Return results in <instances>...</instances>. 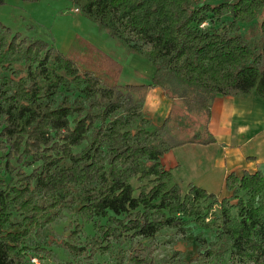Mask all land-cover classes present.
<instances>
[{
  "label": "trees",
  "instance_id": "trees-1",
  "mask_svg": "<svg viewBox=\"0 0 264 264\" xmlns=\"http://www.w3.org/2000/svg\"><path fill=\"white\" fill-rule=\"evenodd\" d=\"M67 1L154 74L121 85V65L88 41L76 38L63 54L0 23V165L9 177L0 180V264H27L29 238L61 205L97 231L81 242L77 230L62 245L78 264H97L118 238L194 227L213 233L196 237L204 260L264 264L261 172L229 174L230 203L194 185L183 193L162 164L174 149L216 144V97L264 102V0ZM153 89L174 105L158 126L144 114ZM153 254L139 244L128 260L155 264ZM171 256L164 264H177Z\"/></svg>",
  "mask_w": 264,
  "mask_h": 264
},
{
  "label": "rangeland",
  "instance_id": "rangeland-1",
  "mask_svg": "<svg viewBox=\"0 0 264 264\" xmlns=\"http://www.w3.org/2000/svg\"><path fill=\"white\" fill-rule=\"evenodd\" d=\"M203 1L208 4L214 3L213 0ZM74 10L72 4L67 0H41L35 3L6 0L0 7V23L22 37L43 40L63 54L76 44V38H82L121 65L122 71L119 77L121 85L150 83L154 69L144 57L129 53L106 31L100 29L97 24L86 19L80 13H74ZM245 29L246 26H242L241 31L244 32ZM172 105L173 103L167 100L160 90L153 89L145 101L144 114L153 125L158 126ZM199 148L192 150V154L184 153L183 155L181 154L184 149L176 150L177 157L179 155L180 158H184L185 162H180L182 164L181 172L178 173L179 175L175 173L174 177L180 181L179 186L183 193L187 191L189 185H194L210 194H217L220 191V186L217 185L218 180L203 183L202 180L192 176V158L196 162L198 158H202L201 156L207 149L206 147ZM0 163H2L1 160ZM2 171V165H0V180L7 183L9 177L5 176ZM174 181L173 178L171 184H174ZM132 185L134 188L138 186L135 180H132ZM216 196L220 200L227 198L230 203H235V200L230 197V192L224 191ZM52 210L55 215L49 216L51 222L38 234H32L28 240L27 264H71L72 262L78 264L76 259L63 249L62 245L66 242L71 243L78 235L77 230H81V237L78 236L81 242H84L86 237L96 235L97 231L92 223H86L79 217L76 206L61 205L58 209ZM197 236H203L208 240L213 239L211 230L202 227H194L184 232L165 230L150 240L118 238L115 241L112 240V253L103 256L97 255L94 261L97 264H118L119 258L116 254L122 249L126 256L123 264H131L128 257L141 244L154 250L155 264H164L170 261L172 253H175L174 259L178 260L177 264H213L198 254Z\"/></svg>",
  "mask_w": 264,
  "mask_h": 264
},
{
  "label": "crops",
  "instance_id": "crops-1",
  "mask_svg": "<svg viewBox=\"0 0 264 264\" xmlns=\"http://www.w3.org/2000/svg\"><path fill=\"white\" fill-rule=\"evenodd\" d=\"M209 131L216 144L207 146L202 158L196 162L192 158V176L203 183L217 181L219 193H224V180L231 174L261 172L264 175V102L251 96L245 99L216 97L211 109ZM197 145H186L182 154H192L200 149ZM166 154L162 164L174 175L181 172L184 158L176 155V150ZM179 175V174H178ZM180 180V179H179ZM214 194V193H213Z\"/></svg>",
  "mask_w": 264,
  "mask_h": 264
},
{
  "label": "built area",
  "instance_id": "built-area-1",
  "mask_svg": "<svg viewBox=\"0 0 264 264\" xmlns=\"http://www.w3.org/2000/svg\"><path fill=\"white\" fill-rule=\"evenodd\" d=\"M74 13H77V10H75Z\"/></svg>",
  "mask_w": 264,
  "mask_h": 264
},
{
  "label": "bare ground",
  "instance_id": "bare-ground-1",
  "mask_svg": "<svg viewBox=\"0 0 264 264\" xmlns=\"http://www.w3.org/2000/svg\"><path fill=\"white\" fill-rule=\"evenodd\" d=\"M155 110V109H154Z\"/></svg>",
  "mask_w": 264,
  "mask_h": 264
}]
</instances>
